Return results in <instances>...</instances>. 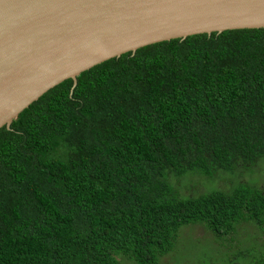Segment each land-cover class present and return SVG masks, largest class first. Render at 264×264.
Segmentation results:
<instances>
[{"label": "trees", "instance_id": "16d2710c", "mask_svg": "<svg viewBox=\"0 0 264 264\" xmlns=\"http://www.w3.org/2000/svg\"><path fill=\"white\" fill-rule=\"evenodd\" d=\"M259 169L263 29L124 54L0 129V264H165L196 226L224 242L222 264H264L254 246L229 256L241 227L264 235V187L240 179Z\"/></svg>", "mask_w": 264, "mask_h": 264}, {"label": "water", "instance_id": "95a60500", "mask_svg": "<svg viewBox=\"0 0 264 264\" xmlns=\"http://www.w3.org/2000/svg\"><path fill=\"white\" fill-rule=\"evenodd\" d=\"M264 30V0H0V129L64 81L172 40Z\"/></svg>", "mask_w": 264, "mask_h": 264}, {"label": "rangeland", "instance_id": "374dc122", "mask_svg": "<svg viewBox=\"0 0 264 264\" xmlns=\"http://www.w3.org/2000/svg\"><path fill=\"white\" fill-rule=\"evenodd\" d=\"M241 174L240 179L243 182L247 181L246 183L252 185H255L257 182L256 184L259 187H264V173H262L260 169L259 173L243 172ZM221 175H224L225 179L231 182L239 180V175H237V173H220L219 177ZM204 179L208 178L203 175H195V181L197 183L204 184ZM227 180L222 179L218 188L224 191L231 190L235 184H229ZM177 188L182 195L186 196L202 192V189H198L197 192L192 190L188 191V189L181 185ZM181 234L183 235L179 240L177 249L166 259L165 264H222V262H227L228 256L225 255L224 242L216 241L203 227H186ZM255 235L260 237L256 239ZM236 240L237 243L230 250L229 256L238 252V250L251 249L253 246L257 250H264V235L260 234L254 227H241L238 231Z\"/></svg>", "mask_w": 264, "mask_h": 264}]
</instances>
